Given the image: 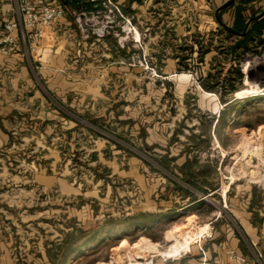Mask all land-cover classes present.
<instances>
[{"label":"crops","instance_id":"1","mask_svg":"<svg viewBox=\"0 0 264 264\" xmlns=\"http://www.w3.org/2000/svg\"><path fill=\"white\" fill-rule=\"evenodd\" d=\"M45 1L72 7L68 3L73 0ZM113 1L132 16L141 32H146L142 44L151 64L160 66L156 77L122 65L120 62L127 54L119 51L113 40L96 42L82 39L69 13H65L46 30L44 39L30 50L29 58L31 55L39 67L40 79L45 81L63 105L151 152L170 177L152 173L137 158L101 140H89L78 124L49 110L39 92L34 89L30 68L19 53L0 54V98L3 102L0 105V149L11 144L13 123L25 116L30 121L28 128H35L34 135L31 134L28 141L37 147V151L45 154L44 159L48 162L46 168L36 175L40 185L49 190L57 189L73 199L83 196L87 206L95 202L102 206L104 195L101 191L109 186L125 194L127 199H135L132 201L134 205L140 199L142 208L139 207V211L146 217H157L160 219L158 223H161V220L173 219L196 209L202 201L201 195L217 190L213 183L215 175L206 172L209 161L206 162L199 155L197 145L192 143V136L186 131L185 135L189 136L181 134L179 127L182 120L177 118L172 109L175 107L173 102L176 103L177 111L182 110L178 108L180 105L193 108L195 105H184L183 100L186 101L193 87H197L191 76L180 73L178 59L167 50L180 48L182 39L188 35L192 37L196 29L192 24L181 26L176 12L168 14L162 8L167 0ZM228 1L205 0L214 9L212 19L223 32L227 30L219 24L216 11ZM241 1L235 0L233 7H227L218 14L228 29L234 25L235 6ZM263 11L264 0H250L244 16L245 28L250 20ZM9 19L11 0H0V26ZM254 25L259 33L253 34L252 42L257 44L258 39L264 40V16L252 21L248 30ZM175 80L174 96L168 105L165 87ZM181 81L185 82L181 84ZM201 91L207 100L213 95ZM9 97L29 101L30 108L17 104L9 106ZM199 97L200 94L197 95L196 107L200 109V105H203L201 109L205 112L215 115V110L219 112L220 107H223L212 98L204 106V103L199 102ZM218 118L219 114L212 122L214 129ZM16 125L21 127V123ZM209 145H213L210 136L208 148ZM69 152L73 153L76 160L89 154L87 166L93 169L92 178L96 181L93 190H83L81 186L68 181L72 171L65 162V156ZM45 169L51 173L47 174ZM226 189L223 187L219 196L238 219L245 239L217 215L214 219H205H211L206 223L209 235H202L191 251L190 248L179 258L161 264H241L230 256V251L250 260L247 242L251 241L257 244L264 256V187L236 185L233 192H227Z\"/></svg>","mask_w":264,"mask_h":264},{"label":"rangeland","instance_id":"2","mask_svg":"<svg viewBox=\"0 0 264 264\" xmlns=\"http://www.w3.org/2000/svg\"><path fill=\"white\" fill-rule=\"evenodd\" d=\"M83 3L86 4V0ZM206 3L205 0H167L162 8L168 14L176 12L181 26L192 24L196 29L192 37L188 35L182 39L180 48L167 50L178 59L180 73L191 76L197 87L194 86L186 101L183 100L184 105H195L193 108L180 105L178 108L182 110L177 111L176 103L173 102L175 107L172 109L177 118L182 120L179 127L181 134L185 135L186 131L192 136V143L197 145L199 155L206 162L209 161L206 172L215 175L213 183L217 190L201 195L202 201L196 209L173 219L161 220V223H158L160 219L157 217L149 218L139 211V203H142L140 199L134 205L132 201L135 199H127L125 194L109 186L101 191L104 195L102 206L97 202L87 206L83 196L73 199L57 189L49 190L39 184L36 175L46 168L48 162L44 159L45 154L37 151V147L28 141L35 128H28L30 121L23 116L13 123L11 144L0 149V264H161L179 258L190 248L191 251L202 235H209L206 223L220 212L230 226V219L238 222L227 207L225 214L223 199L219 194L223 187L227 188V192H233L236 185L264 187V47L251 41L250 51L245 53L239 64V53L235 55L229 49L236 40L226 38L227 35L212 19L214 9ZM124 14L132 17L125 11ZM134 24L144 40L146 32H141L139 26ZM75 27L80 37L85 39L84 34ZM87 39L96 42L113 40L118 50L127 54L120 62L122 65L151 73L155 77L158 75L160 66L151 64L148 57L149 68L141 64L137 56L142 55V51L132 43L121 48L113 36L101 40L94 37ZM143 49L146 55L144 45ZM8 53H19L25 58L34 89L39 92L49 110L78 124L89 140H101L137 158L152 173L163 175L159 169L165 172V168L151 152L63 105L45 81L40 79L39 67L31 55L30 58L26 56L30 53L28 49L21 46L20 50ZM237 67L242 72L241 80L236 79ZM173 82L164 91L168 105L174 96L173 84H176V80ZM181 82L183 84L185 81ZM203 84L213 86V91L205 90ZM201 89L213 95L207 100ZM198 94L199 102L204 103V106L212 98L223 107H220L219 112L216 109L215 115L201 109L203 105L197 108ZM7 99L9 106L17 104L30 108V102L22 98ZM0 105H3L2 98ZM218 114L219 122L214 129L212 122ZM16 123H21L22 129ZM208 136L213 141L209 148ZM136 153L147 156L151 164ZM65 157L72 171L68 181L81 186L83 190H93L96 181L92 178L93 169L87 166L89 154L80 156L81 159L78 157V160L72 152ZM45 172L51 173L48 169ZM207 218L211 219L207 221ZM140 222L145 224L134 226ZM96 239H99L97 243ZM187 240H190V244L185 248L184 242ZM173 247L180 249L177 254L171 251ZM78 249L79 254L71 260V255ZM65 257L69 258L65 260Z\"/></svg>","mask_w":264,"mask_h":264},{"label":"built area","instance_id":"3","mask_svg":"<svg viewBox=\"0 0 264 264\" xmlns=\"http://www.w3.org/2000/svg\"><path fill=\"white\" fill-rule=\"evenodd\" d=\"M86 2L92 5L90 9L51 4L45 0H11V19L0 26V54L18 51L21 46L30 51L44 39L49 27L65 13H69L85 38L94 37L101 40L113 36L121 48L132 43L142 51V55L137 56L139 62L149 68V60L143 54L142 37L133 23V18L126 16L121 6L113 0H86ZM136 155L151 164L147 156L140 153ZM159 170L163 175L170 177L162 169ZM223 209L226 214L225 203ZM218 216L223 218L222 212ZM230 222L238 234L245 239L238 222L235 219H230ZM247 245L251 254L250 260L237 256L234 251H230V256L241 264H264V256L257 244L251 241L247 242Z\"/></svg>","mask_w":264,"mask_h":264},{"label":"trees","instance_id":"4","mask_svg":"<svg viewBox=\"0 0 264 264\" xmlns=\"http://www.w3.org/2000/svg\"><path fill=\"white\" fill-rule=\"evenodd\" d=\"M83 1L81 0H73L71 3V6L73 8H82L85 7V9H90L92 7V5L90 3H86V4H82ZM235 3V2H234ZM231 4L228 8L233 7L235 4ZM248 4H250V0H242L240 2V4H238L237 6H235V13H234V25L232 27V31H224V33L227 35L226 38L227 39H235L236 42L234 45L230 46V52L233 54H237L239 53L237 56L239 58V64L241 62V59L244 58L245 53L250 51L249 48V44L251 43V41H253V34L255 33H259V30L257 29V27L254 25L251 29L248 30L247 34L244 37H239L236 33H242L244 28H245V11L248 7ZM236 32V33H233ZM258 46L264 45V40H262L261 38L258 39L257 41ZM239 51V52H238ZM235 74H236V79L241 80L242 79V72L240 70L239 67L235 68ZM217 85V83H216ZM204 89L207 90L208 92H212L214 87L211 86L210 84H203ZM223 99V98H222ZM140 225H144V223L141 224H134V226H140ZM97 241L95 243H97L99 241V239H96ZM74 252V250H73ZM80 249H78L77 251H75V253L73 255H71L70 259L73 260L77 257V255L79 254ZM69 257H65V260H67Z\"/></svg>","mask_w":264,"mask_h":264},{"label":"water","instance_id":"5","mask_svg":"<svg viewBox=\"0 0 264 264\" xmlns=\"http://www.w3.org/2000/svg\"><path fill=\"white\" fill-rule=\"evenodd\" d=\"M234 1H235V0H230V1H228L227 3H225L224 5H222L221 7H219V8L217 9V11H216V18H217L219 24H220L222 27H224L227 31H232V30H231V29H228V28H227V27L221 22V20H220L218 14H219L222 10L226 9V8L229 7L231 4H233ZM263 16H264V11H263L260 15H258L257 17H255V18H253L252 20H250V21L248 22V24H247L245 30H244L242 33H236V32H233V33H236V34H237L238 36H240V37H244V36L247 34L248 27H249V25L251 24V22L254 21V20H258V19L262 18Z\"/></svg>","mask_w":264,"mask_h":264},{"label":"bare ground","instance_id":"6","mask_svg":"<svg viewBox=\"0 0 264 264\" xmlns=\"http://www.w3.org/2000/svg\"><path fill=\"white\" fill-rule=\"evenodd\" d=\"M172 235V234H171ZM190 240H187V241H185L184 242V247L185 248H187L188 246H189V244H190V242H189ZM182 246V245H181ZM180 246V247H181ZM178 250H180L178 247H173L172 249H171V251L175 254H177L178 253ZM168 252H170V251H168Z\"/></svg>","mask_w":264,"mask_h":264}]
</instances>
